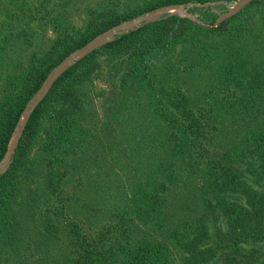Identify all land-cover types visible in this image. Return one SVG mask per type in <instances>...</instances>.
Listing matches in <instances>:
<instances>
[{
    "label": "trees",
    "instance_id": "obj_1",
    "mask_svg": "<svg viewBox=\"0 0 264 264\" xmlns=\"http://www.w3.org/2000/svg\"><path fill=\"white\" fill-rule=\"evenodd\" d=\"M210 1L150 0L137 10L119 12L108 5L74 38L69 26L45 10L44 0H0V163L26 105L74 50L145 11ZM37 18L49 20L55 36L45 53L31 54L27 68L21 69L24 65L17 59L26 47L15 43L20 37L26 42V20L35 22ZM225 24L214 31L226 34ZM199 28L186 19L163 17L89 53L54 81L28 117L10 164L0 173V248L1 239H13L20 219L26 217L32 223L41 221L35 228L49 251L52 243L59 247L45 257L49 252L42 243L31 241L30 248L41 253L30 260L32 264H264V107L215 112L190 105L158 115L164 123L156 131L159 139L147 142L140 134L141 149L153 154L158 174L152 191L144 193L148 201H141L137 211L147 221L159 210L158 225L135 238L129 230L135 221L122 229L121 222L108 225L110 234L121 237L124 245L110 247L109 236L102 230L86 233L83 225L70 219V204H63L66 175H59V166L65 155L74 152L76 136L80 141L86 138L81 92L99 70L101 59H114L117 89L137 96L135 87L140 84L147 83L153 90L154 80L164 82L169 74H178L179 65L171 61V55L177 47L180 53L189 51L185 44L193 55L189 29ZM161 54L166 61L158 67L152 59ZM38 140L44 153V173L40 181L31 183L28 165ZM171 165L173 172L167 174ZM145 202L147 207L142 205ZM59 234L64 239H56ZM208 238L213 244L210 248Z\"/></svg>",
    "mask_w": 264,
    "mask_h": 264
},
{
    "label": "rangeland",
    "instance_id": "obj_2",
    "mask_svg": "<svg viewBox=\"0 0 264 264\" xmlns=\"http://www.w3.org/2000/svg\"><path fill=\"white\" fill-rule=\"evenodd\" d=\"M145 1L150 0H44L47 7L45 10L58 22L60 20L69 26V32L74 38H79L88 22L108 5H112L118 12L129 11L139 9ZM238 1L190 2L179 5L178 10H168L161 14V17L174 16L189 20L200 28L189 29L188 43L193 55L187 44L185 46L189 51L184 53H180V47H177V52L171 55V61L179 65V72L177 75L169 74L164 82L154 80L152 88L155 91L149 89L147 83L135 87L139 92L137 96L118 90L113 58L101 59L97 73L84 84L81 93L86 107L83 123L87 135L82 141L76 136L73 143L75 150L71 156H64L59 166V175H66L62 184L66 195L63 204H70L67 213L70 219L83 225L86 233L94 235L102 230L106 237L109 236L107 239L111 247L124 245V241L121 237L110 234L108 225L121 222L118 224L122 229L135 221L136 225L129 228L133 238L142 232L152 231L153 225H158L159 210H155L154 215L150 214L147 221L137 212L141 208L139 203L148 201L144 193L152 191L158 174V162L155 163L153 154L141 149L144 142L141 141L140 134L145 135L147 142L159 139L160 135L156 131L164 123L157 119L158 115L173 107L182 111L190 105L195 110L213 109L215 112L264 107V0L258 4H252V0L219 22ZM155 11H145L120 24L152 15ZM223 22H226V34L220 35L214 30ZM54 33L47 19L43 21L37 18L35 22L26 20V42H22L25 40L20 37L18 43H15L19 47H26L24 55L17 59L19 65H24L21 69L25 65L27 68L31 54L42 55L46 52L54 39ZM121 35L124 34L113 35L91 52ZM165 61L162 54L152 59L158 67ZM226 65H231L232 68ZM182 94L186 98H182ZM173 100L177 105L172 103ZM40 147L41 141L38 140L28 165L31 183L40 181L44 173V153ZM5 161L4 159L0 163L1 168L3 167L1 173L10 164L6 165ZM173 168L174 165H171L167 174H171ZM146 202L142 204L143 207H147ZM40 222L32 223L26 217L20 219L13 239H1L3 247L0 248V264H32L30 260L37 259L41 253L30 248L31 241L42 243L44 250L49 252L45 257L59 249L57 243H52L50 251L43 244L45 240L35 228ZM207 226L210 237L211 227L209 224ZM57 237L59 240L64 239L62 234ZM206 244L208 248L213 246L210 238ZM47 260L50 262L51 259ZM212 261L210 254L209 262Z\"/></svg>",
    "mask_w": 264,
    "mask_h": 264
},
{
    "label": "water",
    "instance_id": "obj_3",
    "mask_svg": "<svg viewBox=\"0 0 264 264\" xmlns=\"http://www.w3.org/2000/svg\"><path fill=\"white\" fill-rule=\"evenodd\" d=\"M250 1H252V0H239L238 3L235 5V7L233 9L229 10L228 14L224 15L223 17H221L219 19V22L222 21L223 19L228 18L231 15H233L242 6L246 5ZM179 7H180L179 5L162 7L160 9L156 10L155 13L152 15L142 16V17L136 18L133 21H130L126 24L117 25V26L107 30L106 32H103L100 35L96 36L94 39H92L86 45H84L80 49L74 51L72 54L67 56L60 63V65L56 68V70L51 75H49L47 77V79L41 85L40 89L34 94V96L31 98L29 103L26 105V108H25L23 115L20 119L19 129L15 130V132L11 138L10 145L8 147V152L6 153V156L4 158L6 160L5 161L6 165H8V163L10 162V158L14 153L16 145L19 141V138L21 137L22 131L25 127V124H26L28 117L30 116L31 112L35 109L37 104L42 100V98L47 93V91L49 90L51 85L54 83V81L69 67V65L71 63L80 60L86 54H88L92 50H95L100 45H102L107 39L111 38L113 35L125 34L129 31H132V30L139 28L142 25L157 21V20L163 18V17H161V14L164 13L165 11L178 10ZM2 171H3V167L1 168V166H0V173Z\"/></svg>",
    "mask_w": 264,
    "mask_h": 264
}]
</instances>
